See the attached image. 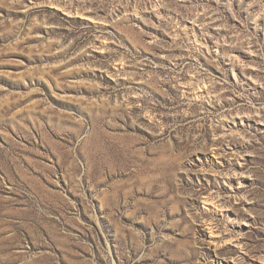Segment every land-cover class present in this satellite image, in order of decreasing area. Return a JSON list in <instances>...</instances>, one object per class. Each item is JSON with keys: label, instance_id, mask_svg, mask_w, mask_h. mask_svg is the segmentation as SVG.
<instances>
[{"label": "rangeland", "instance_id": "1", "mask_svg": "<svg viewBox=\"0 0 264 264\" xmlns=\"http://www.w3.org/2000/svg\"><path fill=\"white\" fill-rule=\"evenodd\" d=\"M0 264H264V0H0Z\"/></svg>", "mask_w": 264, "mask_h": 264}, {"label": "bare ground", "instance_id": "2", "mask_svg": "<svg viewBox=\"0 0 264 264\" xmlns=\"http://www.w3.org/2000/svg\"><path fill=\"white\" fill-rule=\"evenodd\" d=\"M212 235V234H211Z\"/></svg>", "mask_w": 264, "mask_h": 264}]
</instances>
